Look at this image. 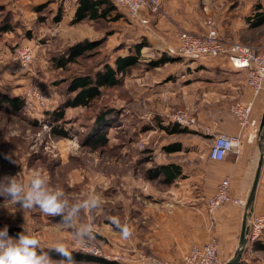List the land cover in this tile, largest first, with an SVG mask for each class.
<instances>
[{"label":"rangeland","instance_id":"1","mask_svg":"<svg viewBox=\"0 0 264 264\" xmlns=\"http://www.w3.org/2000/svg\"><path fill=\"white\" fill-rule=\"evenodd\" d=\"M5 1L6 4L0 2L4 4L1 8L11 10L13 20L19 22L17 32L8 33L0 41V90L20 97L25 105L18 113L7 111V105L0 109V179L11 176L27 186L32 175L39 172L47 178L48 189L63 191L70 203L96 195L101 205L92 212L82 211L78 217L77 226L91 224L95 229V239L84 247L73 240L71 230L60 223V217L46 216L39 208L23 211L3 197H0V229L7 226L13 238L18 233L35 236L44 251L56 243H64L74 256L85 254L99 260L77 264H150L149 258L167 260L138 249V202L150 198L151 185L166 189L160 184L164 182L162 175L151 178L168 160L165 146L173 143L183 146L184 138L191 144V135L168 134L163 127L170 126L172 116L179 111L192 113L183 109L155 112L154 101L140 97L139 91L142 86H200L196 81L183 83L179 77L182 65L188 64L183 62L193 59L175 52L166 57L168 61L163 65L153 67L161 58L141 52L138 65L123 77L119 87L105 89L90 107L67 108L65 120L56 123L50 114L73 96L59 80L94 71L106 62L113 63L118 56L134 53L138 22L121 18L101 26L91 21L72 26L69 14L61 24L54 21L53 15L59 8L70 13L76 0ZM262 5L264 0H200L205 21L215 20L219 29L229 24L239 11ZM37 7H42L41 12ZM84 39L97 40L100 45L65 70L52 65L53 58L62 57L68 46ZM29 41L36 45L31 71L16 73L11 62L12 47ZM34 87L46 93V107H39L27 98L28 90ZM101 116L106 125L98 129L97 119ZM99 133L106 135L105 146L93 144ZM210 144L204 138L194 148L208 151ZM5 154L16 163L5 159ZM138 184L143 185L138 188ZM110 216L118 217L121 225L131 229L128 239L109 222ZM259 239L264 244V230ZM254 244L243 248L241 264H264V250H256ZM51 255L59 259L54 252Z\"/></svg>","mask_w":264,"mask_h":264},{"label":"crops","instance_id":"2","mask_svg":"<svg viewBox=\"0 0 264 264\" xmlns=\"http://www.w3.org/2000/svg\"><path fill=\"white\" fill-rule=\"evenodd\" d=\"M1 3L6 4V1ZM76 6L77 2L70 13L64 8L58 23L65 22V16L69 14L72 24ZM258 12H264V5L239 11L229 24L220 27V35L248 45L263 44L264 24L252 25L253 16ZM141 15L148 18L149 23H138V44L145 41L147 45L141 52L156 58L177 54L179 29L196 33L207 31L200 0H161L159 13L151 14L143 9ZM183 63L188 64L182 65L180 79L183 83L196 81L200 86H142L139 91L140 97L154 101L155 112L188 110L196 118L197 125L187 128L190 132L186 135L192 136L189 138L191 144L184 138L182 151L167 153L168 160L163 164L179 165L181 176L167 183L161 182L166 189L151 185L150 198L138 202V249L160 259L179 262L192 247L202 246L215 238L219 243L221 264L227 263L240 247L245 202L264 145V132L259 131L264 93L253 99L246 83V72L235 68L228 57L210 56ZM238 101L252 104L251 122L245 127L229 110ZM220 133L240 135L239 154H229L224 161L218 162L210 159L209 150L194 148L204 138L212 144ZM227 176L231 178L232 196L244 204L226 203L210 215L207 201ZM142 185L138 184V188ZM252 207L255 214H264V162Z\"/></svg>","mask_w":264,"mask_h":264},{"label":"built area","instance_id":"3","mask_svg":"<svg viewBox=\"0 0 264 264\" xmlns=\"http://www.w3.org/2000/svg\"><path fill=\"white\" fill-rule=\"evenodd\" d=\"M114 3L132 20L147 25L148 18L143 17V9L151 14L159 13L161 0H113ZM205 33H196L179 29V45L177 54L189 59L203 57H228L233 66L246 72V83L251 90L253 99L264 93V43L248 45L233 38H223L219 32V25L213 19L206 21ZM36 45L32 42L23 43L11 53L12 67L16 73L25 74L31 71ZM27 98L39 107L48 105V98L43 90L34 87L28 90ZM252 104L241 101L230 107V112L238 119L242 127L251 122ZM172 123L182 128H192L197 125L196 118L187 111H179L171 118ZM241 150L240 135L231 136L220 133L214 137L209 148V157L214 161H224L229 154H239ZM242 205L239 198L232 196L231 178L225 177L218 185L216 192L207 201L210 215L216 213L226 203ZM247 243L256 242L264 230V214L258 215L253 211L247 219ZM150 264H220L219 243L213 238L202 246H194L179 262L149 258Z\"/></svg>","mask_w":264,"mask_h":264},{"label":"trees","instance_id":"4","mask_svg":"<svg viewBox=\"0 0 264 264\" xmlns=\"http://www.w3.org/2000/svg\"><path fill=\"white\" fill-rule=\"evenodd\" d=\"M2 0H0L1 2ZM77 6L75 10L74 17L72 19V24H77L83 21H91L94 24L101 26L105 23L117 22L121 18L127 19L129 22L134 23L115 3L113 0H76ZM0 3V41L3 40L4 36L8 33L17 32L18 20H13V15L11 10L2 9ZM42 7H37V11L41 12ZM11 9V8H10ZM2 13H5L3 16ZM52 14V13H51ZM54 21L56 23L60 22L63 17V10L58 9L53 15ZM264 24V12L256 13L253 16V26H260ZM108 33V32H107ZM106 33V35H107ZM29 35V32H28ZM11 45V44H10ZM22 45V44H21ZM68 46L67 50H64L62 57L53 58L52 65L61 70L67 69L71 64L78 61L79 58L84 57L88 52L93 51L97 48L100 43L99 41H90L87 39L80 40L75 44ZM147 45V43L141 42L134 45V53H130L126 56H118L114 59L113 63L106 62L102 64L101 67L94 69L91 72H83L81 75H74L70 78L59 80L60 84H65L67 86L68 92L73 95L68 97L67 100L52 114L50 117L54 122L59 123L65 120V110L67 108H77V107H90L103 95L105 89H113L119 87L123 82V77H125L128 72L138 65L141 51ZM20 45L13 46L11 53ZM168 59L161 58L158 62L152 64L153 67H158L167 62ZM57 85V84H56ZM7 105L12 113H18L24 108V100L18 96H10L3 93L0 90V109L1 107ZM3 110V109H2ZM6 111V110H5ZM99 122L98 129H102L103 125H106L105 118L101 116L97 119ZM163 129L168 134H186L190 130L187 128H182L179 125L172 123L170 126H165ZM63 132V131H62ZM61 134V132H58ZM65 132H63L64 134ZM93 144H98L99 146H105L106 135L98 134L93 139ZM183 146L180 143H173L165 146L164 150L168 153H174L182 151ZM181 167L175 163H170L167 165H161L151 178L163 175L164 182H170L181 176ZM14 233H18L16 230L12 229ZM261 239H258L254 247L256 250H264V244L260 243ZM78 262H91L99 261L97 258L88 256L85 254H77L74 256ZM242 261V258H241ZM241 261L239 264H241Z\"/></svg>","mask_w":264,"mask_h":264},{"label":"clouds","instance_id":"5","mask_svg":"<svg viewBox=\"0 0 264 264\" xmlns=\"http://www.w3.org/2000/svg\"><path fill=\"white\" fill-rule=\"evenodd\" d=\"M5 159L16 163L8 154H5ZM0 197L18 205L23 211L39 208L46 216L60 217V223L71 230L73 240L82 247L95 239L93 225L81 223L77 226V220L82 211L92 212L100 207L99 196L93 195L70 203L63 191H50L47 178L36 172L27 186L11 176L0 179ZM108 220L124 239L131 236V229L127 225H121L118 217L110 216ZM53 252L59 257L58 260L52 257ZM0 264H77V261L64 243H56L48 251H44L40 249V242L35 236L18 233L13 238L9 236L8 227L5 226L0 229Z\"/></svg>","mask_w":264,"mask_h":264},{"label":"water","instance_id":"6","mask_svg":"<svg viewBox=\"0 0 264 264\" xmlns=\"http://www.w3.org/2000/svg\"><path fill=\"white\" fill-rule=\"evenodd\" d=\"M259 131L261 133L264 132V112L262 115V120H261ZM263 162H264V145H263L262 153L260 155V160H259L258 167H257L256 173H255V177H254L253 185H252V188L250 191V195H249V198H248L246 205H245V216H244V219L242 222V231H241V237H240V248L236 251L234 258L232 260L228 261L226 264H239V262L241 261L242 254H243V248L247 243V238H246L247 230H248L247 219H248V216L250 215V213L253 211L252 205H253L255 195H256V191H257V187H258V184L260 181Z\"/></svg>","mask_w":264,"mask_h":264},{"label":"bare ground","instance_id":"7","mask_svg":"<svg viewBox=\"0 0 264 264\" xmlns=\"http://www.w3.org/2000/svg\"><path fill=\"white\" fill-rule=\"evenodd\" d=\"M243 129V128H242Z\"/></svg>","mask_w":264,"mask_h":264}]
</instances>
